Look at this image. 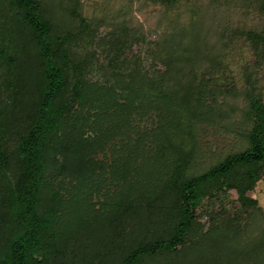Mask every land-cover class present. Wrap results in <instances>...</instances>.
Instances as JSON below:
<instances>
[{
  "label": "trees",
  "instance_id": "16d2710c",
  "mask_svg": "<svg viewBox=\"0 0 264 264\" xmlns=\"http://www.w3.org/2000/svg\"><path fill=\"white\" fill-rule=\"evenodd\" d=\"M101 2L0 0V264H264V0Z\"/></svg>",
  "mask_w": 264,
  "mask_h": 264
},
{
  "label": "rangeland",
  "instance_id": "374dc122",
  "mask_svg": "<svg viewBox=\"0 0 264 264\" xmlns=\"http://www.w3.org/2000/svg\"><path fill=\"white\" fill-rule=\"evenodd\" d=\"M83 3H84V12L87 16H94L95 12H97V8L98 6H96V2H99V4H101V0H82ZM136 4V3H134ZM136 7V6H134ZM150 9L151 11L153 12V14L155 15H159L161 14V11H160V7L159 6H150ZM136 10V8H134V11ZM121 14L123 15L124 13L121 11ZM136 14L138 15V18L139 19H144L143 16L141 15V13H138L136 11ZM154 18L151 17V21H153ZM251 55V49H250V46H244L243 47V52H242V56H243V59H247L249 58ZM241 64H242V60H232L230 63H229V66H228V72L231 73L232 75L236 76V81H238V85H241L242 82L240 81L241 80V76H242V73H240V68H241ZM236 97L240 98V96L236 95ZM230 98H232V96H230ZM234 98V97H233ZM228 127H226V130H224L222 132V134H215L213 129L214 127L207 133L208 135L204 136V140H205V143H206V151L208 150V154L212 153V151H217L219 149H223V148H226V147H230V146H233V145H236L237 141H239V139H237V133L236 131H231L230 133L227 132V129ZM231 130H232V126L229 127ZM224 135V136H222ZM225 137V138H224ZM248 193L250 195H252L253 197L257 198L259 200V202L263 205L264 207V175L258 180L257 184L255 185V187L253 189H251L250 191H248ZM233 197H237V194L235 192V190H229V194L225 197V200H224V204L227 205V207H229L232 203V199ZM209 198H206L203 202V205L202 207H200L199 209V214H200V217L198 218L199 220V224H198V229H201L202 227V214L203 216H208V212H206V210H209L210 211H213L216 210V209H220L221 204L220 202H215L216 205L212 204L209 202ZM202 208V209H201ZM208 213V214H207ZM210 217V216H209ZM215 227H216V223L213 225V224H208L206 222V224L202 227V229H208V230H215ZM195 233H198L197 231ZM195 237H197V235L195 234Z\"/></svg>",
  "mask_w": 264,
  "mask_h": 264
}]
</instances>
